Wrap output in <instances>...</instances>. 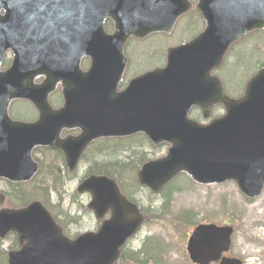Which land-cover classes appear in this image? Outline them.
Instances as JSON below:
<instances>
[{"label":"water","instance_id":"1","mask_svg":"<svg viewBox=\"0 0 264 264\" xmlns=\"http://www.w3.org/2000/svg\"><path fill=\"white\" fill-rule=\"evenodd\" d=\"M195 7L203 32L169 48L165 68L133 79L118 93L126 42L172 31L191 9L188 0H0V63L7 50L14 53L11 68L0 71V179L30 181L38 170L31 158L36 146L61 151L72 171L95 140L144 134L154 145H169L165 158L144 164L137 174L150 191L159 192L184 173L203 186L232 182L246 199H257L264 188V67L237 99L211 73L234 43L264 30V0H197ZM107 19L114 24L111 35L104 30ZM83 58L91 61L86 74L79 67ZM39 75L44 81L35 85ZM58 84L64 108L54 112L47 98ZM14 99L30 100L41 113L38 123L11 121ZM215 106L223 107L221 118L208 124L189 119L192 108L208 119ZM62 129L80 134L60 140ZM77 193L90 195L88 209L96 220L108 212L110 218L96 233L75 240L64 236L41 202L2 208L6 196L0 194V239L13 233L20 247L8 253V264L116 263L142 225V214L104 176L85 179ZM232 234L231 226L199 225L187 243L189 259L241 264L222 256Z\"/></svg>","mask_w":264,"mask_h":264},{"label":"rangeland","instance_id":"2","mask_svg":"<svg viewBox=\"0 0 264 264\" xmlns=\"http://www.w3.org/2000/svg\"><path fill=\"white\" fill-rule=\"evenodd\" d=\"M183 26L180 25V28ZM182 36L181 29H178L174 32L171 39L164 40V38H155L147 46L140 44L134 45L130 52L134 64L138 65L134 69V73L136 74L145 70L152 63L151 60L148 61L142 57V51L146 47L151 44L158 45L163 49L162 42H167L169 44L168 46H173ZM250 43L253 44L252 41L247 44ZM247 44L237 46L230 59L227 60V62L231 63L226 68L225 74L229 82L227 89L231 92L242 89L245 79L248 77L247 73L253 71L256 67V61L261 59L260 57L249 56L247 51L249 45ZM246 45V51H241L235 56ZM164 47L166 48L167 46ZM153 48L148 49L151 50ZM161 62L159 61L157 64ZM223 72L220 71L219 74L223 75ZM232 94L235 95L237 93ZM148 150L141 149V151ZM158 153L161 156L165 153V150L160 148ZM121 158L126 159L127 157L123 155ZM75 188L76 183L73 180L67 181L60 188V196L65 199V202L59 204V209L70 212L74 217L77 216V227H70L69 229L71 235L75 234L76 236L87 231L95 230L97 228V222H95L89 212L85 211V207L89 201L88 197H79V204H70L71 196ZM6 189V185L0 181V190L4 191ZM172 193L174 197L169 211L157 217L158 215L153 214V210L155 209V205H153L148 224L132 239L128 247L138 249L142 241L149 237L154 239L156 243L167 245V253H171L168 255L169 264H191L187 258L186 242L187 236L193 229V225L177 223L174 218L175 215L177 216L180 213L183 215L193 212L195 216L200 218L199 222L214 223L220 226L231 224L234 226L235 233L232 236L231 249L225 256L239 259L242 261V264H264V192L256 201L247 203L233 184L229 183L210 187L187 186L185 185V180L180 179L173 185ZM54 200L57 199L52 196L51 201ZM160 203V200H158L156 203L157 207ZM184 235H186V238L183 237ZM3 243V247L7 248L10 240H6Z\"/></svg>","mask_w":264,"mask_h":264},{"label":"trees","instance_id":"3","mask_svg":"<svg viewBox=\"0 0 264 264\" xmlns=\"http://www.w3.org/2000/svg\"><path fill=\"white\" fill-rule=\"evenodd\" d=\"M259 39L264 38V32L255 34ZM257 51V49H255ZM264 65V59L258 60L256 68H260ZM199 119V117H195ZM138 148V153L130 161H119L120 149L123 147L121 143H128ZM139 141V142H138ZM98 144V145H97ZM96 144V149L94 154L96 157L101 158V160H96L93 164H89L87 168V175L89 174H102L108 176L109 178L115 180L121 187L124 195L132 202L143 204L147 202L149 204H156L160 200V206L155 207L153 210L154 215L166 213L169 211L172 204V189L171 184L165 187L162 192L158 195H154L144 191L137 181L135 172L140 167V165L151 159L155 158L160 151L159 148H155L150 155L140 149L147 146V142L142 136H137L133 140H105ZM95 146V145H94ZM93 148V147H92ZM93 151V149L91 150ZM153 156V157H152ZM55 159L60 161L58 156H54ZM42 172L30 183L28 184H8L7 191L9 197V205L14 207L25 206L31 200H40L50 211L53 218L63 227L65 234L72 237L69 230H66L67 226L77 225L76 218L71 217L67 212H63L59 209V204L53 205L50 200V193H57L56 182H58L59 177L53 175L49 169V175H44ZM84 176V177H85ZM181 176L179 178H182ZM177 180V179H176ZM174 183V182H173ZM157 205V204H156ZM143 212L149 213L148 209H143ZM152 213V212H151ZM167 215V214H166ZM195 217V218H194ZM174 220L177 223H188L190 225H196L198 223V218L195 213L177 214ZM70 224V225H69ZM16 247L15 240L9 246V249ZM0 264H7V250L3 247V243L0 241ZM119 264H169V258L167 253V245L161 243H156L154 239L146 238L136 252L124 248L121 251Z\"/></svg>","mask_w":264,"mask_h":264},{"label":"flooded vegetation","instance_id":"4","mask_svg":"<svg viewBox=\"0 0 264 264\" xmlns=\"http://www.w3.org/2000/svg\"><path fill=\"white\" fill-rule=\"evenodd\" d=\"M190 3L194 6L196 4V0H189ZM25 19V18H24ZM183 21V34L195 32L196 28L200 24V16L198 12L193 8L191 9L187 14L184 15V17L181 19ZM180 20V21H181ZM179 21V22H180ZM104 29L107 33L111 34L114 32V25L110 19L105 20L104 22ZM159 35H152L142 41L136 40V39H129V41L126 43L124 47V55L128 59L127 66L124 71V75L122 78V81L119 86V91L123 90L128 82L135 76H137L138 73H134L135 67L137 66L134 64L133 60L131 59L130 52L132 51V47L137 44H143L147 42L150 39L158 38ZM13 52L6 51L4 55L2 56V61L0 64L1 71H6L11 67L12 60H13ZM142 57L145 60H150L152 58H155L152 63L157 64V62L162 61L159 66H163L165 64L166 55L162 56L159 53H156V50L153 48L151 50L145 49L142 52ZM90 61L88 58H84L81 61V70L83 72H87L89 69ZM32 71V70H29ZM33 76V73L29 75V77ZM43 80L42 77H35L34 81L36 84L40 83ZM49 101L54 109H59L63 105V100L61 96V90L60 86L57 87V89L50 95ZM10 117L12 120L27 124H33L38 119L39 115L37 110L27 101H13L10 105ZM76 135V133H66L62 132V136L65 137L67 135Z\"/></svg>","mask_w":264,"mask_h":264},{"label":"snow or ice","instance_id":"5","mask_svg":"<svg viewBox=\"0 0 264 264\" xmlns=\"http://www.w3.org/2000/svg\"><path fill=\"white\" fill-rule=\"evenodd\" d=\"M49 2H51V3H57L58 0H49Z\"/></svg>","mask_w":264,"mask_h":264}]
</instances>
